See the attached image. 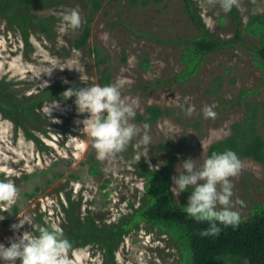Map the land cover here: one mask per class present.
Listing matches in <instances>:
<instances>
[{
    "label": "rangeland",
    "instance_id": "obj_1",
    "mask_svg": "<svg viewBox=\"0 0 264 264\" xmlns=\"http://www.w3.org/2000/svg\"><path fill=\"white\" fill-rule=\"evenodd\" d=\"M194 1L208 33L231 44L207 55L188 81L166 87L149 85L173 79L187 68L181 60L182 49L139 39L129 27L164 38H193L197 31L184 13L182 0L135 7L125 0H109L97 11L91 9L89 0H67L39 11L41 16L54 17L55 35L36 30L29 46L0 17V80L6 77L19 83L15 87L19 93L31 95L55 83L103 85L100 71L108 67L110 83L126 78L121 94L128 102L135 101L136 115L131 122L140 129L122 151L101 161L96 159L83 125L76 123L88 114L77 113L74 96L48 102L40 110L41 130L31 132L46 148L0 114V179H12L20 190L14 205L0 207V243L8 245L9 238L32 231L27 223L13 230L11 225L18 217L27 216L33 231L39 216L56 229L66 227L64 207L70 205L69 195L81 202L78 215L91 216L100 227L130 217L135 209L152 202L154 191L165 187L175 206L185 207L190 191L174 195L170 190L179 164L189 157L201 164L212 147L223 141L234 146L222 148V152L231 149L241 161L239 174L229 178L233 183L230 206L241 219L264 210V65L254 53L263 38L257 24L264 23V0H237L240 23L217 0ZM73 9L80 14L81 23L69 28L62 16ZM87 23L89 43L75 50L73 42ZM238 31L241 40L235 41ZM95 50L105 60L101 66H97ZM54 102L58 106L49 114ZM206 106L214 116L204 114ZM151 107L166 113L152 121L147 112ZM145 133L151 137L149 145L142 142ZM256 140L262 142V160L243 154ZM157 181L163 185L155 188ZM134 224L136 221L130 223V232L116 246L118 264H192V253L181 232L146 220ZM66 254L71 264H107L104 250L94 245Z\"/></svg>",
    "mask_w": 264,
    "mask_h": 264
},
{
    "label": "trees",
    "instance_id": "obj_2",
    "mask_svg": "<svg viewBox=\"0 0 264 264\" xmlns=\"http://www.w3.org/2000/svg\"><path fill=\"white\" fill-rule=\"evenodd\" d=\"M67 0H0V17L4 18L10 28L20 32L27 46L31 44L32 33L36 30L54 36V17L41 16L39 11L44 8H51L56 5L66 3ZM109 0H89L93 11L99 10L103 3ZM161 0H125L131 7L138 5L147 6L152 3H159ZM184 13L195 27L197 35L193 38H164L152 31L134 29L129 27V31L139 39L155 41L159 44L177 46L182 49L181 60L187 68L175 78L169 80H157L149 87H166L174 82L188 81L202 66L204 58L209 54H215L227 49L231 41H222L208 33L206 25L200 15V10L194 0H182ZM235 20L240 23V18L235 7L231 10ZM121 20H124L121 17ZM257 28L262 32V41L255 50V55L264 65V23H258ZM91 30L89 23L85 26L82 34L75 38L73 49L81 50L89 43ZM241 40L238 31L236 40ZM97 66L104 63L100 57V52L95 50ZM144 62L143 65H146ZM109 68L105 67L101 74L103 84L110 83ZM19 83L11 82L6 77L0 80V114L6 120L11 121L16 130L22 129L31 139L41 143L31 130H41L38 126L42 123L40 110L51 101H67L63 92L71 87L63 83H55L45 89H40L37 93L27 95L19 93L15 88ZM149 119L156 121L166 113L159 107L148 109ZM43 148H46L43 145ZM234 145L229 141L220 142L212 147L213 152H222V148H232ZM262 142L256 140L245 151V156H254L262 160L260 150ZM155 188L162 186L161 182H155ZM161 189V188H160ZM69 206L64 207L65 217L68 225L63 229H58L70 241L72 247L69 250L85 248L90 245L98 246L104 250L107 264H118L115 255L116 246L122 237L130 232V223L136 221V227L140 221L146 220L151 223H159L173 228L175 232L183 234L184 242L192 253V264H264V210L256 212L248 219H241L238 227H224L218 236L202 237L198 233L208 226L207 222H196L188 217L184 211V206H175L169 190L165 187L162 191L155 192L152 202L145 204L139 209H135L134 214L121 220L119 223L100 227L91 217L81 218L77 211L81 202L72 200L68 196ZM39 216L34 234H38L39 227L53 226L50 222Z\"/></svg>",
    "mask_w": 264,
    "mask_h": 264
},
{
    "label": "clouds",
    "instance_id": "obj_3",
    "mask_svg": "<svg viewBox=\"0 0 264 264\" xmlns=\"http://www.w3.org/2000/svg\"><path fill=\"white\" fill-rule=\"evenodd\" d=\"M217 2L225 13L238 7L237 0ZM62 21L69 28H76L81 23V17L73 9L63 14ZM58 39H62V36H58ZM126 82V78L120 77L108 84L93 83L85 87L68 88L62 94L65 99L75 97L77 113L88 114L76 123L82 124V130L92 139L97 160L113 157L140 132L131 122L136 115L135 101L128 102L121 94ZM54 106H58L57 102L52 104L49 114ZM204 114L215 115L210 106L205 107ZM141 139L145 145L150 144L151 137L147 133ZM179 166L178 174L172 177L173 186L170 190L174 195L190 191L184 208L186 215L196 222L208 224L198 234L215 237L222 231L221 225L238 227L241 216L230 206L233 183L229 179L237 176L241 169L237 153L231 149L213 152L199 165L197 159L189 157ZM19 196L20 190L12 179H0V207L14 205ZM218 204L223 207L218 208ZM26 223L32 226V231H24L9 238L8 245L0 243V264H71L66 253L72 245L66 236L55 226L39 227L38 234H34V225L27 216L18 217V222L13 223L11 228L18 231Z\"/></svg>",
    "mask_w": 264,
    "mask_h": 264
}]
</instances>
